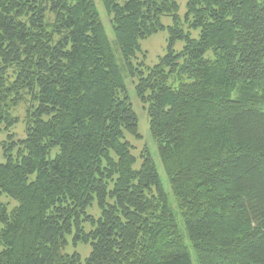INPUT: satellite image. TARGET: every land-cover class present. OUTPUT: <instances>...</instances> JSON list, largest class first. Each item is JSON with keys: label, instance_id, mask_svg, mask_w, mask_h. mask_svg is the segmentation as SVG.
<instances>
[{"label": "trees", "instance_id": "trees-1", "mask_svg": "<svg viewBox=\"0 0 264 264\" xmlns=\"http://www.w3.org/2000/svg\"><path fill=\"white\" fill-rule=\"evenodd\" d=\"M101 2L198 264H264V0H186L183 20L177 0ZM163 15L165 54L132 62ZM122 66L93 0H0V126L30 104L2 144L0 264H81L70 239L85 264H192L147 148L135 166Z\"/></svg>", "mask_w": 264, "mask_h": 264}, {"label": "rangeland", "instance_id": "rangeland-1", "mask_svg": "<svg viewBox=\"0 0 264 264\" xmlns=\"http://www.w3.org/2000/svg\"><path fill=\"white\" fill-rule=\"evenodd\" d=\"M96 5V9L99 12V16L101 19V22L103 23L105 32L108 34V37L110 39L111 44L113 45V51L114 54L117 56V60L122 66L123 60L122 57L118 51V47L116 46L114 42V34L111 29V24L109 21V16L104 10L101 0H93ZM178 10L177 13L184 19L183 16L185 14L186 10V0H177ZM161 23L164 24L163 30H160L156 33H153L151 36L141 39L140 46H141V52H137L136 57L132 59V62L137 63L138 61L144 62L146 66L152 67L153 64H155L160 57H162L165 54V51L167 50V38L169 35V31L167 30V27L172 25L173 18L171 16L163 15V17L160 18ZM184 25V24H183ZM185 26V25H184ZM187 29V28H186ZM198 30H191V36L194 38H197ZM184 45V41L182 40H176L174 44V50L179 51L182 49ZM122 75L124 77L125 82V89L127 92L128 99L130 100L132 104L133 110L136 112L137 115V133L140 135V137H133L128 135L127 139L133 145L132 154L134 157H137V161L135 163V166L137 167L140 163V152L147 148L150 156H152L154 165L157 170V174L159 178L161 179L162 188L164 189L167 200L170 203V206L172 207V212H174L176 223L178 224L180 233L183 235V240L185 245H187V249L189 252V255L192 259V264H198L197 258L194 255L193 248L189 244L187 234L185 232L184 223L182 222V218L180 216V213L177 211L176 201L174 200L172 189L170 188L169 180L165 174L164 167H162L160 157L158 156L157 152V144H155L152 135L149 131V122H148V115L147 111L145 110V107L141 103L140 99L137 98L136 92H135V82L136 78L130 77L128 75V72L126 71V67L122 66ZM8 76L11 77V80L13 78V73L9 71ZM28 103V97L24 98L17 104L16 107L11 108L10 113L11 116H14L17 118V122L12 125L8 130L6 128H3V126H0V162L3 163L5 160L4 157V151H2V144H6V142L10 141L11 139H8V135L12 134V137L14 140H19L20 138L25 137V114L27 109L29 108ZM13 153L16 151V146L13 145L12 147ZM0 200L4 202L7 205V208L9 210L12 209L14 205H16V201L14 199H10L9 197L0 194ZM89 214L97 215L99 214V210L97 208V204L95 202L91 207L87 209ZM65 251L68 253H71L73 251H76L80 254L81 257V264H85L84 259L88 256L89 252L91 251L89 245L78 243L77 245H74L72 240L70 239L69 245L65 248Z\"/></svg>", "mask_w": 264, "mask_h": 264}]
</instances>
